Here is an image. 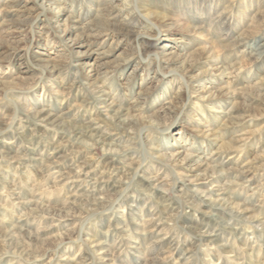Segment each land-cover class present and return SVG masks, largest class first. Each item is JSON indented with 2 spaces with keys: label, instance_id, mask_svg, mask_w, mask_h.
<instances>
[{
  "label": "rangeland",
  "instance_id": "1",
  "mask_svg": "<svg viewBox=\"0 0 264 264\" xmlns=\"http://www.w3.org/2000/svg\"><path fill=\"white\" fill-rule=\"evenodd\" d=\"M263 41L264 0H0V264H264ZM227 89L236 109L203 97ZM81 121L131 155L98 201L50 187L80 155L43 128ZM225 188L244 220L212 205Z\"/></svg>",
  "mask_w": 264,
  "mask_h": 264
},
{
  "label": "bare ground",
  "instance_id": "2",
  "mask_svg": "<svg viewBox=\"0 0 264 264\" xmlns=\"http://www.w3.org/2000/svg\"><path fill=\"white\" fill-rule=\"evenodd\" d=\"M193 6H195V5H188L186 7V9L193 8L194 11L197 10V8H195ZM64 33H65V31H64ZM247 37L249 38V36H247ZM260 46L264 47V43H262ZM231 61H232V59H231ZM169 62L171 63V66H178V67L180 66L181 67L180 69L183 71L191 70V69L196 67L195 64H192L189 62L173 61V60H171ZM223 69H225V67L223 65H220L217 68V72L220 76L225 75V72L223 71ZM183 78H184V76H183ZM95 91H96L95 93H97V94H104L106 90L105 89L99 90V88H96ZM205 94L206 95H203V97L207 101H217V99H218L220 101L224 100L225 102H230V103L234 102L232 109H236V106H235V104H236L235 101L237 99L236 93H233L232 91L230 92L229 89L226 90V93H224V92L220 93L223 95H220V94L216 95L212 91H207ZM100 99H101V97L96 98V100H100ZM83 102L86 103L88 101L84 100ZM94 103H96V102L94 101ZM94 103H91V104L94 105ZM122 106H123L122 104L119 105V108L122 109ZM108 108H110V107H108ZM49 116H51V114L46 115V113L42 112L36 116H33L32 119L37 123L38 122L39 123L40 122L46 123L48 121L46 117H49ZM42 117H43V119H41ZM241 118L245 119L246 117L242 116ZM241 118L237 123L238 125H240L242 123ZM92 122L93 121L85 123L84 121H81L80 124H72V122H71V123L65 124L64 126L51 125V126L55 127L53 130H50V128H48V125H46V127L43 128L45 131L44 134H47L50 132H55V133L60 134L59 139H66V141L63 140L62 141L63 143H60L59 145H56V146L52 142L48 141L51 145L52 144L54 145V146L52 145L53 146L52 148L54 151L53 158L61 157V154H63V153L62 152L61 153L56 152V151L58 149H60L61 146H64L65 143L66 144L67 143L75 144L76 153L78 155H80V161H79V164H78L76 169L69 170L68 172H63V169H59V168L55 169L56 172L53 174V176H55L56 174H59L61 172L62 173H61L59 179L56 181H55V179H53L56 176L55 177L51 176L52 178H49L50 184H55L54 186L51 185L50 187H52V188L53 187L58 188V186H60L61 188L64 187V189H67L70 197L84 198V199L86 198V201H88V202L90 200H93V199L98 201V199L94 198V196H96V195H102L103 198H105V197H107V195L110 194V192L115 191L120 186H124L126 188L129 187V185H131V182L129 183L128 181L130 180L131 174H132L131 171L129 170L130 164H128L127 166L124 164L122 167H118V165H120V159L123 160L122 158H125L129 155L126 151L127 149H124L120 145L116 146L114 142H111V143L105 142L106 141L105 140L106 135L105 134L102 135V133H100V131H98L97 128H93V125L91 124ZM131 124H132L131 122H126L124 120L122 122V124H119L116 127L118 128V130H121V128H124L125 130H127V129L136 125V124H134V125H131ZM43 136H45V135H43ZM97 144H102V148L104 151V157H103V159H101V160L99 159V160H96L94 162V161H92V158L87 157V153L83 149H88V150L92 149ZM129 156L131 157V155H129ZM45 161L50 163V165H55V164L58 165V163H59V161H54V160L49 161L48 158ZM168 162H171L170 165L173 166V168H175V166L173 164L176 162L172 157H170V160ZM207 167H209V164H207ZM224 178H227L229 180L231 177H228V176L226 177V175H225ZM245 178H246V172L240 171V174H238V176L233 178L232 184H236L238 186L243 185L245 182L244 181ZM148 181H149V179H148ZM132 183H133V181H132ZM183 183L186 184L185 181H183ZM119 192H121V191H118L117 193H119ZM221 195L223 196L222 198H223V201L225 203L218 202V203H220V204H218L217 201H213L214 204H212V203L211 204L214 207L220 206V208H219L220 212L227 215L228 217H231V219H238L239 221L244 220L242 218V213H243V211L247 210L248 207L245 206V204L241 202V199L236 198L234 201H230L229 198L227 197L228 195H230L229 189H227V188L224 189V192H221ZM113 196L114 195H111V197H113ZM201 202H203V201H201ZM58 210H59V208L54 209L55 212H58ZM85 211L89 213L88 209ZM52 213L53 212H51V214ZM58 215H59L58 213H55V216H58ZM65 215H68V214H65ZM23 228H24V226H23ZM23 228L19 227L20 230H23ZM45 230L46 229H44L41 232L44 233ZM0 233H2V230H0ZM25 233L27 234V232H25ZM12 237H13V235H11L10 238H12ZM38 237L39 236L37 235V238ZM11 240L13 241V239H11ZM58 241H60V239ZM27 243L29 244L28 241H27ZM60 243H62V240ZM180 243L181 242L178 241L177 245L181 246L182 244H180ZM13 244H15L14 247H16L18 249V251H19V249H22L21 252L26 251L27 247L24 248V245L20 244L19 241L15 240V241H13ZM186 251H187V249L185 250V252ZM27 253H29V252H27ZM28 258H30V257H28Z\"/></svg>",
  "mask_w": 264,
  "mask_h": 264
}]
</instances>
